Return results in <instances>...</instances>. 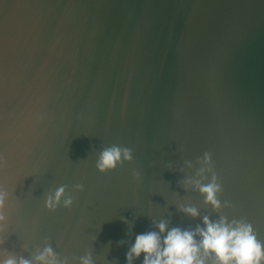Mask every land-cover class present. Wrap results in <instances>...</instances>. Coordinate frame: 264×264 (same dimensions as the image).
Here are the masks:
<instances>
[{"label": "water", "instance_id": "water-1", "mask_svg": "<svg viewBox=\"0 0 264 264\" xmlns=\"http://www.w3.org/2000/svg\"><path fill=\"white\" fill-rule=\"evenodd\" d=\"M112 145L134 161L102 174ZM205 152L232 205L219 212L182 183L211 181L196 177ZM0 157V258L50 244L73 264L89 251L127 264L153 220L194 229L206 215L264 241V0H0ZM62 185L73 207L47 210Z\"/></svg>", "mask_w": 264, "mask_h": 264}, {"label": "clouds", "instance_id": "clouds-1", "mask_svg": "<svg viewBox=\"0 0 264 264\" xmlns=\"http://www.w3.org/2000/svg\"><path fill=\"white\" fill-rule=\"evenodd\" d=\"M3 157H0V161ZM134 161L133 149L120 145L105 147L99 152L96 160V168L102 174L114 171L125 162ZM186 166L192 168L194 165L186 161ZM200 165L196 171V177L207 179L206 174L211 173V181L203 183L195 177L186 178L182 183L185 188L194 186L205 198L204 203L210 205L213 210L219 212L223 207H231L228 201L223 203L220 195L223 187L212 167V154L205 152L203 158L196 161ZM133 176L139 180L141 173L134 171ZM74 192H83V184L73 185ZM10 193L0 184V226L6 225L7 217L5 208ZM63 204L66 209H71L75 203V197L68 194L67 186H60L50 191L45 199V207L49 211H56ZM179 210L193 219L200 218L199 209L192 205H179ZM129 228L133 224L125 218H121ZM202 225L197 224L195 228L170 227L167 219L153 220L156 230L138 234L135 243L131 244L126 253L127 264L134 262L143 254V264H264V241L258 238L253 225L243 219L229 221L226 216H220L213 221L209 216L202 218ZM4 231L0 227V232ZM5 239H0V246ZM123 245L125 242H119ZM0 264H73L67 256L61 259L50 244L43 249H37L31 258L18 256L5 251ZM78 264H96L91 251L76 258Z\"/></svg>", "mask_w": 264, "mask_h": 264}]
</instances>
